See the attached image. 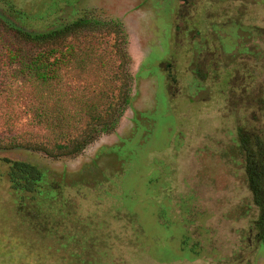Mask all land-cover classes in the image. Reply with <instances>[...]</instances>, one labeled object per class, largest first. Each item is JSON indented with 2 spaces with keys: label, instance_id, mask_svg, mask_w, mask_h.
<instances>
[{
  "label": "rangeland",
  "instance_id": "rangeland-1",
  "mask_svg": "<svg viewBox=\"0 0 264 264\" xmlns=\"http://www.w3.org/2000/svg\"><path fill=\"white\" fill-rule=\"evenodd\" d=\"M79 20L36 95L72 114L104 102L124 52L130 103L64 155L11 38ZM243 138L264 144V0H0V264H264ZM3 159L38 168L39 188L14 191Z\"/></svg>",
  "mask_w": 264,
  "mask_h": 264
},
{
  "label": "trees",
  "instance_id": "trees-1",
  "mask_svg": "<svg viewBox=\"0 0 264 264\" xmlns=\"http://www.w3.org/2000/svg\"><path fill=\"white\" fill-rule=\"evenodd\" d=\"M85 23L86 20H79L47 32H31L18 28L15 31L17 36L11 38L15 48L10 54L11 61L20 67L13 74V78L34 89L33 97L38 103L36 108H31L34 120L38 125L44 126L49 134L44 146L51 145V150L64 155L70 154L71 146L75 147L74 151L79 152L90 143L94 135L111 132L130 103L126 83L121 85L119 82L120 69L127 63L124 52L123 55L115 56L119 64L117 73L115 72L111 78L118 85L105 94L102 93L104 97L101 96L100 99H104V102L92 101L90 105L72 114L67 106L48 105L45 98L41 100L36 95L37 89H49L51 84H55L60 78L61 69L69 66L76 49L73 43L64 39L77 29L83 28ZM58 40L61 42L58 43ZM125 77L128 76L125 74ZM247 140H250L253 148L264 150V144L260 139L258 141L244 138L243 142L247 143ZM2 162L7 164V178L14 191L34 192L39 188L43 174L38 168L22 161L3 159ZM259 164L255 163L256 166ZM251 170H260L264 173V164L260 169L252 167Z\"/></svg>",
  "mask_w": 264,
  "mask_h": 264
},
{
  "label": "flooded vegetation",
  "instance_id": "flooded-vegetation-1",
  "mask_svg": "<svg viewBox=\"0 0 264 264\" xmlns=\"http://www.w3.org/2000/svg\"><path fill=\"white\" fill-rule=\"evenodd\" d=\"M243 139L240 140V144L245 160V173L248 180V188L252 194L254 205L259 209L260 222L258 225L260 227H263L264 214L262 213V211H264V173L260 170L252 171L251 168L255 167L256 169H260L261 165L264 164V150L262 151L257 148L251 149L250 144L248 145V143H250V140H247V143H244ZM252 163H254V166H252ZM255 163L260 164L259 166H256Z\"/></svg>",
  "mask_w": 264,
  "mask_h": 264
}]
</instances>
